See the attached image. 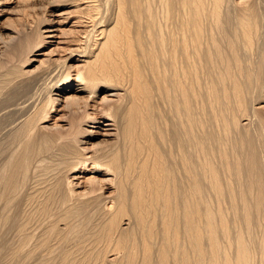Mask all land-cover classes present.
Wrapping results in <instances>:
<instances>
[{
    "label": "bare ground",
    "instance_id": "bare-ground-1",
    "mask_svg": "<svg viewBox=\"0 0 264 264\" xmlns=\"http://www.w3.org/2000/svg\"><path fill=\"white\" fill-rule=\"evenodd\" d=\"M71 1L0 0V259L264 264V0Z\"/></svg>",
    "mask_w": 264,
    "mask_h": 264
},
{
    "label": "rangeland",
    "instance_id": "rangeland-1",
    "mask_svg": "<svg viewBox=\"0 0 264 264\" xmlns=\"http://www.w3.org/2000/svg\"><path fill=\"white\" fill-rule=\"evenodd\" d=\"M48 1H51L52 2V4L54 3V5L53 6H55V7H52V8H50V12H52L53 11V13H48V17L50 18V20L51 21H53V23H52V26H54L55 27V29H58V30H60V31H70L71 29H72V23L76 20V18L78 17V16H76V15H74V7H73V5H71V6H66L65 5V3L64 2H69V3H72V1L71 0H48ZM242 1H244V0H238V2H241L239 5H237V10L239 11V12H242V8L245 6V4H244V2H242ZM262 6H264V5H262ZM21 10V8H19L17 5H16V2H13V3H8V4H4V5H2V6H0V42L2 41L1 39H3V38H7L8 36H10V31H8V30H4L3 28H15L19 23L17 22V18H18V13H19V11ZM46 11H48V10H46ZM260 12H262V13H260V15H262L261 16V18H262V20H263V22H264V8L263 9H261V11ZM69 23V24H68ZM262 26H263V24H262ZM261 26V27H262ZM228 28H230V24L228 25ZM53 29V28H52ZM262 29H264V27H262ZM55 34H58V32H55ZM66 37H67V39L70 41V40H74V36L72 35V34H67V35H65ZM47 40H52L51 38H47ZM46 47L45 48H43V49H40L39 51H36L32 56H31V59L32 60H35L34 62H33V65L31 66V67H26L28 70H34V73H33V75H37V74H39L40 72H41V70H43V69H45V68H47L49 65H50V61H47V60H45L46 58H48V57H50L51 55H52V51H55L56 49H55V47H56V45H54V43H53V45H45ZM46 54V56H38V54ZM54 58H57V55L56 56H54ZM37 60H44L45 61V63H44V65H43V67H41V68H39L38 69V67H39V65H40V63L39 62H37ZM17 62H18V64H22L23 66L24 65H26V64H24V63H21V61L19 60V59H17ZM37 68V69H36ZM99 87H98V89L96 90V92H97V96L98 95H100V94H102V92L101 91H99ZM44 92V91H43ZM86 95L87 94H83L82 95V97H86ZM53 97H55V98H57V99H62L61 97H59V95H57L56 94V92H54L53 93ZM259 104V105H258ZM257 108L258 107H261V106H264V98L261 100V101H259V103H257L256 105H255ZM41 108H43L42 106H40ZM64 104H59V105H57L56 106V108H55V110H54V112L53 113H50L51 114V121H50V123H62V122H60V120L61 119H66L67 121H71L72 120V116H69V115H67L66 114V109H64ZM44 109V108H43ZM261 112L262 113H264V108L263 109H261ZM80 115V114H79ZM75 116H77V115H75ZM74 116V117H75ZM76 118H80V116H77ZM53 124H51V125H53ZM64 124V123H63ZM58 130H56V129H51V133H56ZM263 141H264V139H263ZM93 143V145L94 144H96V143H94V142H91V144ZM263 155H264V153H263ZM262 155V159H264V156ZM87 176H89V175H87ZM28 192V191H27ZM226 202V201H225ZM226 204L228 205V203L226 202L225 203V205L224 206H226ZM226 207H228V206H226ZM225 207V208H226ZM227 209V208H226ZM16 224V223H15ZM10 225H8V227H9ZM17 226V225H16ZM14 227L15 226H10L9 228H7L6 227V235L5 236H7V233L8 234H10L8 237H9V239H5L4 237V239L6 240V242L8 243V242H11V240H12V244L11 245H13V244H15L16 242H14L15 241V239H14V237L16 236L15 234L16 233H14L16 230L18 231V226L16 227L17 229H15L14 230ZM12 228V229H11ZM10 230L9 232H8V230ZM256 232H258L259 233V230H256ZM257 233V234H258ZM260 234V233H259ZM15 235V236H14ZM11 236V237H10ZM13 236V237H12ZM3 239V240H4ZM3 242H5V241H3ZM2 242V243H3ZM3 243V246L2 247H4L3 248V252L4 253H7V250H10V249H8L9 247H10V245H9V247H8V245H6V246H4L5 244H7V243ZM9 244V243H8ZM6 247H8V248H6ZM13 249V247L11 248V250ZM10 250V251H11ZM9 251V252H10ZM8 252V253H9ZM41 257V256H40ZM40 257H38V258H40ZM37 257H36V259H38ZM6 259H8V258H6ZM35 258L32 260V262H33V264H39L40 263V261L39 260H42L41 258L39 259V260H36ZM9 260V259H8ZM3 260H1L0 259V263L2 262ZM5 262H7V264L10 262V260L9 261H3V263H1V264H6ZM10 263H18L19 264V262H15V261H11ZM9 263V264H10ZM32 264V263H31Z\"/></svg>",
    "mask_w": 264,
    "mask_h": 264
}]
</instances>
